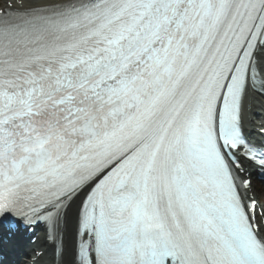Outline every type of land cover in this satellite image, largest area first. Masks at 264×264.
<instances>
[{"label":"snow or ice","instance_id":"obj_1","mask_svg":"<svg viewBox=\"0 0 264 264\" xmlns=\"http://www.w3.org/2000/svg\"><path fill=\"white\" fill-rule=\"evenodd\" d=\"M249 93L264 0L8 5L0 248L43 224L62 264H264Z\"/></svg>","mask_w":264,"mask_h":264},{"label":"bare ground","instance_id":"obj_2","mask_svg":"<svg viewBox=\"0 0 264 264\" xmlns=\"http://www.w3.org/2000/svg\"><path fill=\"white\" fill-rule=\"evenodd\" d=\"M7 1H11V0H7ZM20 1L25 3V7H27L31 4H48V3L63 2V0H41L39 3L36 0H33V1H31V0H20ZM7 3L5 5L6 8H7ZM261 97L263 100H262V102L259 103L257 110L264 109V96H261ZM259 100H261V98H259ZM248 168L250 169V172H251V168L250 167H248ZM254 187L257 190V192L264 191V190H260L256 184H254ZM39 234H40L39 235V241H38L37 245L36 246L29 245V247H28L29 249L27 251L28 253L26 251L21 253L19 258H18L17 264H23L26 262H27V264H30L31 259H34L36 257V255H35L36 250L43 251L45 253L44 257L41 258L36 264H55V259H53V258H55V256L53 255L54 247L46 242V239H47L46 231L40 230ZM56 264H62V261L59 259V261Z\"/></svg>","mask_w":264,"mask_h":264}]
</instances>
